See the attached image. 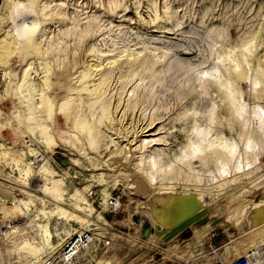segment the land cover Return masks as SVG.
I'll return each mask as SVG.
<instances>
[{
    "label": "rangeland",
    "instance_id": "obj_1",
    "mask_svg": "<svg viewBox=\"0 0 264 264\" xmlns=\"http://www.w3.org/2000/svg\"><path fill=\"white\" fill-rule=\"evenodd\" d=\"M2 2L0 47L12 40L17 50L0 63V264H44L80 235L75 264H231L252 248L264 257V245L249 248V213L264 199V0H37L19 8H31L28 18L14 20ZM30 28L44 55L21 49L20 32L26 37ZM254 37L256 59L234 77L224 54ZM44 76L51 84L42 88ZM101 76L105 85L93 92ZM226 81L246 106L237 122L221 90ZM43 97L52 105L46 118ZM193 142L201 147L195 154ZM224 142L234 147L222 158L215 148ZM128 149L133 161L123 158ZM42 164L59 182L61 203L43 190L45 171L34 172ZM197 190L207 201L201 217L229 220L226 230L190 240L199 223L188 238L154 236L157 193ZM73 194L91 211L74 209ZM106 197L118 200L116 212ZM55 205L78 219L57 215ZM29 241L40 245L36 257L22 244Z\"/></svg>",
    "mask_w": 264,
    "mask_h": 264
},
{
    "label": "bare ground",
    "instance_id": "obj_2",
    "mask_svg": "<svg viewBox=\"0 0 264 264\" xmlns=\"http://www.w3.org/2000/svg\"><path fill=\"white\" fill-rule=\"evenodd\" d=\"M3 2V4L5 5V6H9V8L11 9V13H13L12 14V17L10 18V19H12V20H14V19H16V18H18V17H20L21 19H22V17L23 18H28V15H29V13H30V9L28 8V10L26 11H22V12H20V10H19V8L21 7V5H24V4H27V5H29V7L31 6H33V3L34 2H36L37 0H2ZM54 1V0H53ZM39 2L40 1H38V4H39ZM37 4V5H38ZM26 5V6H27ZM35 5V4H34ZM49 5V4H48ZM1 7V6H0ZM23 7H25V6H23ZM4 8V7H3ZM34 8V7H33ZM37 8V7H36ZM17 9V10H16ZM24 9V8H23ZM41 10V9H40ZM38 13V12H37ZM39 14V13H38ZM35 15V14H34ZM11 16V15H10ZM34 17V16H33ZM31 18H32V16H31ZM33 19V18H32ZM34 19H35V17H34ZM33 19V20H34ZM37 19V18H36ZM39 19V18H38ZM42 19V18H41ZM47 19V18H46ZM49 20V19H48ZM32 21V20H31ZM32 22H35V21H32ZM41 23V22H40ZM34 24V23H33ZM36 24V23H35ZM36 25H38V24H36ZM36 28V27H35ZM24 29V28H23ZM31 29V28H30ZM30 29H28V30H30ZM22 30V29H21ZM35 30L36 29H31V31H29V34L27 35L26 34V37H25V35H23L24 33H25V31L24 32H20V30H19V32H20V34H22V36H24V38H25V41L24 40H22V41H24L25 42V45H22V48L21 49H23V50H29L30 52H32L31 54L32 55H35L36 53L37 54H41L40 52H37L38 50V48L36 47V44H35V42H34V32H35ZM17 32V31H16ZM17 34H18V32H17ZM16 34V35H17ZM8 35V34H7ZM21 36V35H20ZM22 36L20 37V38H22ZM13 37V36H12ZM17 37H18V35H17ZM16 39V38H15ZM19 39V38H18ZM47 39V38H46ZM4 43L2 44L3 46H1L0 48L1 49H3V51L2 52H0V60L1 61H4V62H0V63H4V64H6L8 61V58L13 54V52L15 51V50H17V45L16 46H14V42L11 40V41H3ZM13 42V43H12ZM43 42V41H42ZM23 43V42H22ZM41 43V42H40ZM257 44H258V38L257 37H254L253 39H252V42H250L247 46H245V48L243 49V51H236L235 49L234 50H230V51H228L227 53H225L224 54V58H225V61H226V68H228V69H231V70H233V72L235 73L234 74V77H235V75H236V77L237 78H241V76H242V73H244L243 72V67L244 66H248V68L250 67L249 66V59L250 58H253L255 55H256V51L258 50V46H257ZM38 45V44H37ZM42 46V45H41ZM41 48V47H40ZM0 49V50H1ZM20 49V50H21ZM20 50H18L17 51V53L19 52L20 53ZM23 50H22V53H24V54H22L21 56H24V57H27V55H29L30 54V52L28 53L27 51V54H26V52L24 51L23 52ZM40 50H42V49H40ZM35 53V54H34ZM45 53V52H44ZM21 54V53H20ZM36 54V55H37ZM43 54V53H42ZM41 54V55H42ZM41 55H38L39 57L41 56ZM44 55V54H43ZM61 55V54H60ZM37 56V57H38ZM31 57V56H30ZM259 57V56H258ZM262 57V56H261ZM29 58V57H28ZM41 58V57H40ZM43 58V57H42ZM47 58V57H46ZM79 58V57H78ZM255 58V57H254ZM38 59V58H37ZM72 59H74V58H72ZM256 59V58H255ZM260 59H262V58H260ZM260 59H258L256 62H258V64H260L259 63V61H260ZM252 60V59H251ZM42 61V60H41ZM77 61V60H76ZM71 62V61H70ZM74 62V61H73ZM41 63V62H40ZM49 64V63H48ZM3 65V64H2ZM75 65V64H74ZM82 65V64H81ZM252 66H253V64H251ZM257 65V64H256ZM65 66V65H64ZM259 67H260V69L262 70V72H264V63H261L260 65H258ZM77 67V66H76ZM87 67V66H86ZM96 67H98V66H96ZM95 67V68H96ZM45 68V67H44ZM78 68V67H77ZM82 68V67H81ZM92 67L91 66H89L88 67V69H87V71L89 72L90 70L89 69H91ZM258 68V67H257ZM250 69V68H249ZM260 69H258L259 70V72L261 71ZM53 70V69H52ZM38 71V70H37ZM45 71V70H44ZM47 71V70H46ZM45 71V72H46ZM69 72V71H68ZM76 72V71H75ZM85 72V71H84ZM83 72V73H84ZM88 72H85L84 74L85 75H87V73ZM249 72V71H248ZM262 72H260V74L262 73ZM42 73V72H41ZM44 73V72H43ZM60 73V72H59ZM29 74V73H28ZM46 74V73H45ZM50 74H52V73H50ZM54 74V73H53ZM61 74V73H60ZM89 74V73H88ZM93 74V73H92ZM259 74V73H258ZM259 74V75H260ZM262 74H264V73H262ZM44 75V74H43ZM49 76H51V75H49ZM258 76V75H257ZM41 77V76H40ZM66 77V76H65ZM81 77V76H80ZM22 78V77H21ZM50 78V77H49ZM49 78H48V76L47 77H45L44 76V78L41 80L42 82H41V85L40 86H42V88L43 87H48L49 86ZM242 78H243V76H242ZM262 78H264V77H262ZM23 79V78H22ZM52 79V78H51ZM62 79V78H61ZM32 80V79H31ZM57 80V79H56ZM94 80V79H93ZM208 80V79H207ZM236 80V79H235ZM262 80H264V79H262ZM105 81H106V77H104V76H101L100 78H99V80H98V83H97V86L96 87H93L94 89L92 90L93 92H94V90L97 92V91H99V88H100V90H101V88L103 87V85H105L104 83H105ZM108 81V80H107ZM234 81V80H233ZM237 82H239V81H237ZM17 83V82H16ZM58 83V82H57ZM56 83V84H57ZM218 83V82H217ZM221 83V82H220ZM51 84V83H50ZM251 85V89L253 88V89H256L257 87H258V83H257V81L256 80H254V81H252V84H250ZM51 86V85H50ZM81 86V85H80ZM28 87V86H27ZM56 87V86H55ZM82 87V86H81ZM234 87L235 86H233V83L232 82H230V81H226V82H224L223 84H222V86H221V90L223 91V92H225L226 93V95H227V104H228V111H229V114L234 118V119H236V122H237V118L239 119L241 116L243 117V115H244V112H247L246 111V106L244 105V104H242L241 102H240V98H239V95H238V93L235 91V89H234ZM19 89V88H18ZM33 90V89H32ZM44 90V89H43ZM57 90V89H56ZM70 90H72V88L70 89ZM69 90V91H70ZM74 90L77 92V94L81 91L82 92V90H85V88H80V89H75L74 88ZM73 90V91H74ZM74 91V92H75ZM218 91V90H217ZM249 91V90H248ZM66 92V91H65ZM68 92V91H67ZM71 92V91H70ZM95 92V93H96ZM99 93V92H98ZM68 96V95H67ZM46 97V96H45ZM74 99V98H73ZM67 101H69L68 100V98H67ZM65 101H63V103L61 104V106H60V110L61 111H65L66 110V108L68 107H66L65 108V106H66V103L68 104L69 102H66V103H64ZM42 103L43 104H45L44 106H45V108H46V110L45 109H43V111H45V118L46 117H49L50 116V114H51V106L49 105V100L47 99V98H44L43 97V100H42ZM41 103V104H42ZM73 103V102H72ZM71 103V104H72ZM244 103V102H243ZM42 104V105H43ZM51 104V103H50ZM71 104H70V106H71ZM256 106V105H255ZM255 106H253V108L255 107ZM41 108V107H40ZM103 108H104V106H103ZM103 108H102V110H103ZM248 109H249V107H247ZM252 108V107H251ZM108 106L106 105L105 106V108H104V110L102 111V112H104L105 113V111H107V113H108ZM255 109V108H254ZM253 109V110H254ZM250 110V109H249ZM252 110V111H253ZM66 111H68V110H66ZM228 111H227V113H228ZM254 111H256V110H254ZM253 111V112H254ZM43 113V112H42ZM66 113H68V112H66ZM66 113H64V114H66ZM72 113V112H71ZM107 113H105V114H107ZM259 113V112H258ZM248 115H250V114H248ZM261 115V114H260ZM40 116V115H39ZM74 116V115H73ZM72 116V117H73ZM245 116V115H244ZM33 117V116H32ZM68 117H70V116H68ZM78 117V116H77ZM228 117H230V116H228ZM246 117V116H245ZM257 117H259V115L257 114ZM66 118H67V114H66ZM232 118V119H233ZM254 118H256V117H254L253 115H252V117H249V119H250V122H252L253 124L255 123V119ZM71 118H69V120H70ZM73 119V118H72ZM231 119V120H232ZM258 120V119H257ZM66 121V120H65ZM40 122V121H39ZM61 122V121H60ZM245 122H247V121H245ZM248 122H249V120H248ZM44 123V122H43ZM239 123V122H238ZM262 123V121L259 119V125ZM74 124H75V122H74ZM256 125V124H255ZM252 128H253V125H252ZM260 128V127H259ZM41 129V128H40ZM61 130V129H60ZM43 131V134H45L44 135V143L46 144V146L47 147H51V144L53 143V142H55V141H52L51 140V138L49 137V136H47L48 134H47V131H46V129H45V127L43 128L42 127V130H41V132ZM254 132V131H253ZM257 133V132H256ZM259 134V133H258ZM202 138H203V136H202ZM208 141V140H207ZM59 143V142H58ZM93 143V142H92ZM233 144V143H232ZM55 146V145H54ZM135 146V145H134ZM207 147V146H206ZM233 147L234 146H232V145H229V144H225V142H224V144H220V147H219V149H216L215 148V150H217V151H215V155H218V156H221L222 158H224L225 156H227V154H229V153H232L233 152ZM200 148L201 147H199V145L197 144V142H193V143H191L190 145H189V151L191 152V153H197L198 151H200ZM204 150H205V148H204ZM246 150L247 151H249V152H253V150H254V145L251 143V142H249V143H247L246 144ZM30 152L32 153L33 151L32 150H30ZM131 153V150L130 149H128V151H125L123 154V158H124V160L125 159H127V157H129L128 159L129 160H131V161H133V159H135V158H132V156H133V151H132V153ZM127 154H130V156H127ZM231 155V157H232V154H230ZM146 157V156H145ZM35 158V157H34ZM120 159V158H119ZM127 159V160H128ZM145 159V158H144ZM131 161H130V164H131ZM135 161V160H134ZM141 162H143V161H141ZM145 162V161H144ZM147 162V161H146ZM126 163V162H125ZM123 164V163H122ZM224 164H225V161H224ZM229 164V163H228ZM228 164L227 165H225L226 167L228 166ZM41 165V164H40ZM235 166V165H234ZM222 167V166H221ZM225 167V168H226ZM28 168V170H30V168L29 167H27ZM144 168V167H143ZM225 168H223V169H225ZM230 168V167H229ZM232 168V167H231ZM146 169V168H145ZM226 169H228V168H226ZM35 170L36 171H34L36 174H39L40 175V173L42 172H44L43 174L44 175H42V176H44V177H41V179L43 178V180H44V185H43V190L45 191V192H47V193H49V194H51V196H52V198H54L55 200H63L62 199V195H61V193H60V188L58 189V187H59V182L58 181H54L53 179H52V172H50V171H47V169L44 167V165L42 164V166H37V168H35ZM141 170H142V168H141ZM144 170V169H143ZM142 170V171H143ZM145 171H147V170H145ZM144 171V172H145ZM224 171H226V170H223V172ZM220 172V171H219ZM27 173V172H26ZM119 174V173H118ZM145 174V173H144ZM148 174V173H147ZM225 174H227V173H225ZM126 175H128V174H126ZM146 175V174H145ZM223 175H224V173H223ZM113 176V175H112ZM144 176V175H143ZM222 176V175H221ZM145 177H147V176H145ZM150 177V176H149ZM117 178V177H116ZM148 180V179H147ZM47 181H49L53 186H51V187H47L46 186V182ZM120 181V180H119ZM129 181V180H128ZM117 182V181H116ZM121 182V181H120ZM126 182V181H125ZM146 182V181H145ZM219 185H220V183H219ZM62 186V185H61ZM160 189V188H159ZM165 190V189H164ZM199 190H201V189H199ZM159 191V190H158ZM188 191V190H187ZM195 191V190H194ZM198 191V190H197ZM202 191V190H201ZM164 192V191H163ZM163 192H160V193H157V195H159V194H161L162 195V197H157L158 198V204L160 205V207H158V209L156 210L157 212H156V215H153V213H151V215H152V217L153 218H155V224H154V227H155V229L156 230H154V232H153V234H154V236H158V237H160L161 238V240L163 241L164 240V238L166 237V235L168 234V232H170L174 227H176L178 224H180V223H182L183 221H185L187 218H190V217H195V216H197V217H199V218H201V216H203V213L205 212L204 211V207L205 206H207L206 205V197L203 195V194H200L201 192L200 191H198V193L196 192L195 194H191V192H189L188 194L185 192V193H163ZM200 192V193H199ZM204 192V191H203ZM249 192V191H248ZM63 194V193H62ZM166 194V195H165ZM28 195H30V194H28ZM207 196V195H206ZM29 197H31V196H29ZM244 197V196H243ZM51 198V199H52ZM73 199V202L72 203H70V205L74 208V209H78V211L79 210H87L88 212H90L91 211V208H90V206L86 203V201H84V199L83 198H80V196H78L77 194H73V195H71L70 196V199ZM71 199V200H72ZM210 199V198H209ZM211 200V199H210ZM61 201H60V203H61ZM108 201H109V199H108V197H106V199H105V203L106 204H108ZM244 203V202H243ZM246 204H249L250 202H245ZM24 205H27V203H23ZM63 204V203H62ZM111 204H113V205H115V203L113 202V203H111ZM245 204V205H246ZM83 205V206H82ZM150 205V204H149ZM241 205H243V204H241ZM254 206H252L253 207V211L251 212V215H250V213H249V216H250V219H251V222H252V226H253V231H251L252 233H251V237H250V241L251 242H253V245L252 246H249V248L250 247H253V246H255V245H264V199H262L261 200V202L258 204H253ZM240 207V206H239ZM245 207V206H244ZM244 207H242V208H244ZM13 208V207H12ZM246 208V207H245ZM54 209V208H53ZM55 209H56V214L57 215H59V216H61V217H66V218H70V217H73V218H76V219H78V217H76L75 215H73V214H71V213H69L68 211H66V210H64V209H62V208H60L58 205L56 206L55 205ZM241 209V208H240ZM247 209V208H246ZM11 210V209H10ZM153 210H154V208H153ZM245 210V209H244ZM243 209H242V211H244ZM233 211V210H232ZM236 211V210H235ZM240 211V210H239ZM150 213V212H149ZM206 213V212H205ZM237 213H238V210H237ZM86 214V213H85ZM91 214V213H90ZM247 214V213H246ZM55 215V214H54ZM206 215V214H205ZM234 215H236V214H233L232 216H234ZM240 215H242V214H240ZM53 216V215H52ZM60 217V218H61ZM151 217V216H150ZM230 217H231V214H230ZM241 217V216H240ZM247 217V216H246ZM233 218V217H232ZM237 218V217H236ZM152 219V218H151ZM228 219H230L229 217H228ZM75 220V219H74ZM82 220V219H81ZM143 220V219H142ZM152 220H154V219H152ZM231 220H233V219H230V221ZM151 221V220H150ZM229 221V220H228ZM228 221H226V222H228ZM235 221V220H234ZM238 221V220H237ZM86 222V221H85ZM206 222V221H205ZM226 222H224V221H221L220 223H217V224H212V221L211 220H209V221H207L206 223H200V224H203L202 225V227H200V229L199 230H197L196 231V233L194 232V237L193 238H191L190 240H196V239H199V238H202V236H205L207 233H209L210 231H212V230H214V229H217V228H222V229H224V230H226V227H227V225H225V223ZM84 223V222H83ZM145 223V222H144ZM153 223V222H152ZM234 223H236V222H234ZM232 224H233V222H232ZM249 224H250V222H249ZM43 227V236H44V238H45V240H46V242H48V238L50 237V232H48V230L46 229V227H47V223L45 224V226H42ZM194 227V226H193ZM251 227V226H250ZM160 232V233H159ZM31 239H33V238H31ZM61 242H62V240H61ZM164 242V241H163ZM169 242H172V240L171 241H169ZM169 242H167V243H169ZM165 243V242H164ZM23 244V246H26L27 248H29L28 249V252H31L32 253V255L34 256V257H36L37 255H38V253L40 252V245H39V243H37V244H32V243H30V241L29 242H24V243H22ZM74 246H75V244H74ZM76 247V246H75ZM254 250H258V249H255V248H252V249H249V251L248 252H246V254L245 255H249L252 259H253V264H264V257H261L258 253H256V251H254Z\"/></svg>",
    "mask_w": 264,
    "mask_h": 264
},
{
    "label": "built area",
    "instance_id": "obj_3",
    "mask_svg": "<svg viewBox=\"0 0 264 264\" xmlns=\"http://www.w3.org/2000/svg\"><path fill=\"white\" fill-rule=\"evenodd\" d=\"M113 202L115 203V205L111 204ZM107 207L111 212H116L119 209L118 200L109 198ZM82 239L85 240L86 237L83 238V236L80 235L77 239L66 242V244L58 250V255L56 256V258L52 259L47 257L44 264H75L79 242ZM74 244L76 247L74 246ZM231 264H253V259L249 255H240L235 258Z\"/></svg>",
    "mask_w": 264,
    "mask_h": 264
},
{
    "label": "water",
    "instance_id": "obj_4",
    "mask_svg": "<svg viewBox=\"0 0 264 264\" xmlns=\"http://www.w3.org/2000/svg\"><path fill=\"white\" fill-rule=\"evenodd\" d=\"M205 221L206 220L205 218L203 219V217H201V219L197 216L187 218L185 221L178 224L170 232H168L163 241L167 243L173 240L174 238L178 237L179 235H181V238H188L191 236V231L188 230L199 223H205ZM217 223H219L217 220L212 221V224Z\"/></svg>",
    "mask_w": 264,
    "mask_h": 264
}]
</instances>
